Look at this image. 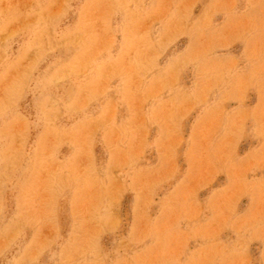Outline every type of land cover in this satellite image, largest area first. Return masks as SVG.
Returning <instances> with one entry per match:
<instances>
[{
    "label": "rangeland",
    "instance_id": "obj_1",
    "mask_svg": "<svg viewBox=\"0 0 264 264\" xmlns=\"http://www.w3.org/2000/svg\"><path fill=\"white\" fill-rule=\"evenodd\" d=\"M0 264H264V0H0Z\"/></svg>",
    "mask_w": 264,
    "mask_h": 264
}]
</instances>
